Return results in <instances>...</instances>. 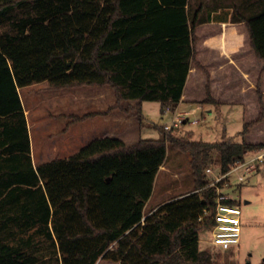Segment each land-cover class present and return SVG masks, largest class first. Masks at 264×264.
<instances>
[{
  "label": "trees",
  "instance_id": "obj_1",
  "mask_svg": "<svg viewBox=\"0 0 264 264\" xmlns=\"http://www.w3.org/2000/svg\"><path fill=\"white\" fill-rule=\"evenodd\" d=\"M234 4L232 18L245 23L264 70V0ZM203 8L190 0H0V264H240L199 247L217 196L205 169L225 172L264 148L245 139L264 119L259 90V113L243 123L240 141L192 140L162 126L159 138L127 145L96 137L37 166L18 90L42 81L107 84L110 108L136 99L124 110L139 122L145 100L173 113ZM168 144L188 154L194 189L146 213ZM203 208L210 214L199 220Z\"/></svg>",
  "mask_w": 264,
  "mask_h": 264
},
{
  "label": "rangeland",
  "instance_id": "obj_2",
  "mask_svg": "<svg viewBox=\"0 0 264 264\" xmlns=\"http://www.w3.org/2000/svg\"><path fill=\"white\" fill-rule=\"evenodd\" d=\"M205 11L206 8L202 12ZM254 61L251 63V59H248L244 66L251 69L252 64V71L258 74L259 66L256 60ZM210 66L214 67L213 61ZM218 69L219 78H214L212 89L205 85L206 77L200 70L192 75L187 89L188 97L193 101H183L178 111L185 109L190 111L192 108L194 111H190L186 122L173 128V133L203 141H217L224 137H232L238 141L242 139L239 131L243 123L256 117L260 110L257 90L255 87H248V82L241 73L231 72L230 66L226 65ZM260 85L261 90L262 86L264 87V80ZM50 87L53 86L43 82L19 89L21 100L29 109V134L35 166L50 158L65 157L76 152L83 143L94 136L93 134L101 130L104 115L73 122L71 113L83 115L95 110L102 111L110 103H114L113 91L109 88L110 98L108 97L106 103L88 106L87 100L75 99L72 106L65 101L55 106L48 102V96L54 94L48 91ZM260 100L264 104L263 94ZM113 111L112 126L114 127L124 119L125 115L115 112L116 108ZM142 113V122L138 121L137 112L129 115L128 121L139 123L136 136L143 138H159L162 135L160 129L163 130V124L170 123L173 117V113L168 110L160 111L158 101H143ZM110 121L107 118L106 124ZM67 125L69 127L66 129ZM78 127L81 129L77 130ZM245 139L264 141V127L260 131L256 130L250 135H245ZM126 140L129 144L135 142L133 137ZM193 189L188 154L168 144L165 161L159 168L152 194L145 204L144 211L147 212L161 201ZM231 194L241 208V233L237 248L221 250L203 239L200 245L212 250L217 260L230 259L240 264L247 262L260 264L264 259V162L258 169L248 173L242 185L232 190Z\"/></svg>",
  "mask_w": 264,
  "mask_h": 264
},
{
  "label": "crops",
  "instance_id": "obj_3",
  "mask_svg": "<svg viewBox=\"0 0 264 264\" xmlns=\"http://www.w3.org/2000/svg\"><path fill=\"white\" fill-rule=\"evenodd\" d=\"M236 2L237 1L235 0H190L191 7L198 9L202 5L204 8H206V11L204 13L202 11L199 12V17L201 16L202 18L200 22H197L194 28L195 38H194L193 46H194L195 56H194V59L191 60L190 62V68H189V72L187 74V78L184 84L183 93L181 95L180 101L177 104L175 110L178 111V107L183 101H193V99H190L188 97L189 92L187 89V86L189 85V82L193 74L197 73L198 70H200L201 74H204L206 77L205 85L208 86L210 89H212L213 88L212 82L214 81V78L215 77L219 78L218 72H217V70H219L218 68H223V66H226V65L231 67V72L235 71V73L237 72L241 73L243 78L247 80L248 87H251V88L255 87L256 90L260 91L261 98H262V94L264 95V87L262 86V89L261 90L259 89V86L261 87L260 82H263L264 80V70H262L263 61L255 55L252 48L250 47L249 33L245 26V23L241 20H233L232 18L233 9L235 5L234 3ZM250 53H251V57H250ZM248 59L249 60L251 59V63H253L252 61L256 60L259 66L258 74H255L256 72L252 71V66H253L252 64H251V69L248 66H244V64L248 61ZM211 61H213L214 67L210 66ZM43 82H46V81L37 82V83H43ZM30 85H27V86H30ZM27 86H23V87H27ZM23 87H20V88H23ZM109 88L112 89L107 84H96V83L76 84V85L65 86V87H50L48 91L54 92V94H51L48 96V102L54 104L55 106L59 103L60 104L64 103V101L66 102V104H69L72 106L75 102L74 101L75 99L87 100L88 106L94 105L95 103L96 104L106 103L108 97L110 98V91L108 90ZM245 89L246 87H244V90ZM113 98H114V92H113ZM136 102H137L136 99H124L121 101L122 107L117 108L115 112L117 111L121 112V114L125 115V117L114 127L112 126V113L114 111L113 109L110 108L112 103H110L102 111L95 110V111H91L90 113H85L83 115L71 113L72 114L71 116L73 117L72 121L79 122V121H83L84 119H87L88 117L92 118V117H96L102 114L104 115L102 128L101 130H98L96 134H93L94 136H92L90 140L96 137L113 136V137L122 139L127 145H130L126 140L127 138L129 139V137H133V139L135 138V142L140 138L136 136L139 123L137 122L133 123L132 121H128V116L133 115V113H135L136 111L132 109L126 112L124 108L127 105H133ZM22 105H23L25 116H26L28 132H29V129H30L29 117H28L29 109L23 104V102H22ZM190 111L193 112L194 108L190 109ZM107 118H108V121L111 120L110 122H108V124H106ZM186 121L187 120H184L183 122H186ZM263 123L264 122L262 120L261 122L254 125L250 129L247 135H250L251 132H255L256 130L260 131L261 129H263L264 127ZM69 124L73 125L71 123ZM68 127L69 125L66 126V129ZM74 128H76V126ZM80 129L81 128L78 127L77 130H80ZM128 135L129 137H127ZM29 137H30V134H29ZM259 141H262V140H252V142H259ZM86 143L87 142L83 143V145H85ZM30 145H31V140H30ZM69 155L70 154H67L65 157ZM31 156H32V152H31ZM51 159H54V158H50L47 161ZM43 162H46V161H43ZM43 162H40L39 164ZM186 192H183V193H186ZM183 193H180L176 196H179ZM164 201L159 202L158 204L153 206L151 209H149L146 213L150 212L152 209L156 208L157 206L162 204ZM203 234L204 233L202 231L200 233L199 247L202 249L208 250L211 253L212 257L215 259L212 253V250L200 245L201 239L206 241L204 238L205 235L203 236ZM221 250H227V249H221ZM215 261L219 263H235L233 260H230V259H218V260L215 259Z\"/></svg>",
  "mask_w": 264,
  "mask_h": 264
},
{
  "label": "built area",
  "instance_id": "obj_4",
  "mask_svg": "<svg viewBox=\"0 0 264 264\" xmlns=\"http://www.w3.org/2000/svg\"><path fill=\"white\" fill-rule=\"evenodd\" d=\"M189 110L173 112L170 123H164L165 130L177 127L184 120H188ZM264 162V148L248 151L242 160L233 162L228 170L221 172L219 168L207 167L205 173L209 180L208 185L216 188V203L212 214V224L203 228L205 240L220 249L237 248L241 233V208L239 203L229 202L234 198L232 188L242 183L248 173L258 169ZM235 179V180H233ZM208 208H203L198 216L202 220L209 215Z\"/></svg>",
  "mask_w": 264,
  "mask_h": 264
},
{
  "label": "water",
  "instance_id": "obj_5",
  "mask_svg": "<svg viewBox=\"0 0 264 264\" xmlns=\"http://www.w3.org/2000/svg\"><path fill=\"white\" fill-rule=\"evenodd\" d=\"M263 262H264V259H263Z\"/></svg>",
  "mask_w": 264,
  "mask_h": 264
}]
</instances>
